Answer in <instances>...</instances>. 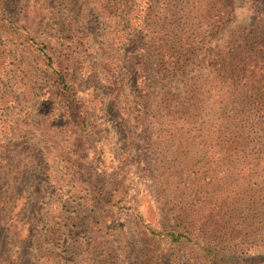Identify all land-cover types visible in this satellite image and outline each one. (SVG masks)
<instances>
[{"label":"rangeland","instance_id":"1","mask_svg":"<svg viewBox=\"0 0 264 264\" xmlns=\"http://www.w3.org/2000/svg\"><path fill=\"white\" fill-rule=\"evenodd\" d=\"M91 1L2 0L8 17L33 33L51 20L50 11L57 7L65 11L62 23L71 21L82 38L80 60L69 82L79 89L85 115L80 122L69 120L64 107L56 103L53 116L50 85L36 84L30 93L28 78L16 66L20 54L15 49L4 52L0 59V264H211L205 255L213 250L203 246L205 237L220 242L224 250L219 252L224 253V262L218 264H264V167L255 169L252 164L264 156V151L255 152L264 147V110L238 121L233 105L225 100L205 109L190 124L185 122L190 119L185 118L189 84L208 72L205 52L201 50L184 67L169 58L170 51L177 56L179 45L198 34L196 11L201 0H149L146 22L152 26L155 43L142 52L135 50L136 36L130 32L147 0H126L118 19L103 13V3ZM238 12L241 22L243 11ZM234 24L213 29L210 47L220 42V36H228ZM6 44L0 32L1 48ZM207 52L212 54L213 49ZM109 71L120 87L108 85ZM142 88L147 95V125L155 132L149 141L151 162L169 156L185 162L172 142H183L187 134L198 142L196 150H209L210 130L218 152L232 142H248L255 148L242 157L252 167L251 188L239 190L234 180L224 181L220 171L218 187L201 193L202 199L213 196V204L205 208L214 209L216 217L204 227L193 221L201 228L182 241L165 233L171 215L165 192L151 171L143 169L146 154L138 145L148 133L135 121L139 113L135 100ZM173 100L185 107L172 108ZM164 123L183 131V137L176 133L167 140L170 144L165 143V148L155 144ZM197 155L202 158L203 152ZM209 157L229 158L221 153ZM79 162L87 176L93 174L116 190L112 208L93 212L86 204L78 205L88 187L87 176L79 177L82 170L75 167ZM78 186L85 191L79 187L83 193L79 192ZM241 242L248 247L244 253L236 251Z\"/></svg>","mask_w":264,"mask_h":264},{"label":"trees","instance_id":"2","mask_svg":"<svg viewBox=\"0 0 264 264\" xmlns=\"http://www.w3.org/2000/svg\"><path fill=\"white\" fill-rule=\"evenodd\" d=\"M148 1H145L140 9V14L137 17L138 22L133 26L129 21L130 25H128L130 28L131 25L133 26L130 33L136 36V41L134 39L132 45L139 52H142L148 45L155 43V36L151 32L152 26L146 22L149 9L146 3ZM97 2L103 3V13L109 18L118 19L117 17H120L118 12L122 9V16L123 5L126 0H92L90 3L96 4ZM239 3L242 7L237 5V0L199 1L196 11L199 26L198 34L186 38L184 43L179 45L180 50L174 51V53H178L177 56L172 55V52L168 50L170 51L169 58L171 56L181 67L188 64L201 50L205 52L208 72L203 78L189 84L191 93L188 97L185 118L189 117L190 119L189 121L184 119L189 124L191 120L203 114L205 109L211 110L215 103L220 104L225 100L233 105V112L238 121L245 120L246 116L249 117L254 112L264 110V0H241ZM239 9L243 11L241 22L237 21L240 16ZM50 15L51 20L39 32L33 33L24 30L10 19L4 2L0 0V32L7 40V46L1 48L0 45V59L4 56V52L9 53L11 50H17L20 54V63L16 66L20 68V74L28 78L30 93L36 84H49L53 92V98L50 100V108L54 112L53 116L56 110L55 105L59 103L61 107H64L69 120L72 118L80 122L81 117L85 115L82 109V100L78 97L77 85L69 81H71V73L80 60L79 41L82 38L74 29L71 21L67 24L62 23L65 11L60 7L50 11ZM233 21L235 26L234 29L230 30L228 36L225 38L220 36V42H217L218 44L214 48L210 47L213 43V29L219 27L225 29L227 23H233ZM80 33L82 34L81 31ZM8 41L12 46L8 44ZM166 48L164 47V49ZM210 48L213 49L212 54L207 52ZM109 72L110 75H105L108 85L111 83L119 85L114 72ZM116 87H120V85ZM135 101L139 109L138 116H136L137 120L135 118L137 126L145 129V132L148 133L145 142L138 145L146 154L143 169H146L147 172L151 171L156 184L162 186L163 188L160 187V189L165 192V204L171 211L170 223L166 226L165 233L174 241H182L189 237L193 233L192 231L195 232L201 226H206L210 220L216 217L214 209L205 208V206L213 204V196H209L210 193H208L209 197L206 200L201 198V193L203 190L207 192V190L212 191L218 187V176H221L218 173L220 171L223 170L222 173L225 174L223 180H234L233 184L239 190L245 191L251 188V181L254 178L250 171L252 167L249 168L245 164L246 160L242 157L249 155V152L255 148H250L248 142H232L224 145L218 152V150L213 149L214 146L211 144L215 137L210 130L208 132L209 150H196L198 142H194V138L187 134L183 142H172L179 155L186 158L185 162L179 163L178 159L173 158V156H169L168 159L156 157L157 159L155 158L154 162H151L153 144L149 141L151 139L150 134L154 133L153 135H155V132L147 125L148 114L144 110L147 107L145 88H142ZM176 101L173 100L172 108L185 107L183 103ZM125 105L127 106V104ZM221 113L215 114L213 118L217 119ZM194 121L197 123L198 119ZM172 126L174 127L175 124L167 125L164 123L162 127H159V135L155 142L159 145L158 147L165 148V143L169 145L170 142L167 140H170L176 133L179 137H183L181 128L173 129ZM24 129H28L27 126H24ZM241 130L238 129L237 132H242ZM157 151L159 150H156L155 154L160 155ZM201 151L203 152L202 158L197 155V152ZM263 151L264 147L255 152ZM218 153L228 155L229 158L209 157L211 154ZM171 155H173V150ZM258 161V164L252 163L255 169L259 166L264 167V156H259ZM72 166L71 163L68 166L71 171ZM82 166L83 164L80 162L75 164V167L82 170L79 177L87 176L85 166L84 168ZM262 170L264 171V169ZM84 181L88 185L87 193L82 195L84 202L78 203V205L86 204L87 209L93 212H104L107 208L114 206V198L116 197L114 192L116 190H112L106 182H102L93 174L87 176ZM79 187L85 191L83 186H78L79 192H82ZM161 190L160 192H162ZM193 221H198L201 226H194ZM205 230L209 231L208 226ZM204 239L203 246L205 249L215 252L206 253L205 256H209L208 262L211 264L222 262L225 256H223L224 253L219 255V252L224 251L220 248V242L208 237ZM244 243L246 242H241L236 251L246 252L248 247H245Z\"/></svg>","mask_w":264,"mask_h":264}]
</instances>
